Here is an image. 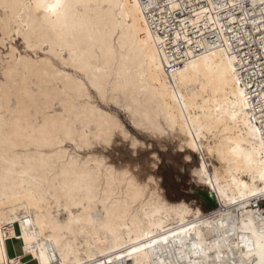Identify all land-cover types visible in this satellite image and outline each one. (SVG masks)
I'll list each match as a JSON object with an SVG mask.
<instances>
[{
    "label": "bare ground",
    "instance_id": "1",
    "mask_svg": "<svg viewBox=\"0 0 264 264\" xmlns=\"http://www.w3.org/2000/svg\"><path fill=\"white\" fill-rule=\"evenodd\" d=\"M7 43L0 264L14 235L37 264H264V64L247 69L264 58V0H0ZM90 87L141 130H179L217 207L68 149L128 134Z\"/></svg>",
    "mask_w": 264,
    "mask_h": 264
},
{
    "label": "rangeland",
    "instance_id": "2",
    "mask_svg": "<svg viewBox=\"0 0 264 264\" xmlns=\"http://www.w3.org/2000/svg\"><path fill=\"white\" fill-rule=\"evenodd\" d=\"M15 43L23 52L22 40H17ZM8 46H10L9 43L0 47V55L1 53L5 55L8 52ZM90 90L93 101L103 109L117 115L128 134L125 135L117 130L109 142L94 139L91 146H84L83 149L68 141L66 143L68 149L70 148L71 151L75 149L83 156L94 154L103 157L104 160L106 159L107 164H113L120 169H129L131 173L138 175L137 177L141 181H151L150 184L161 186L164 196L171 201L185 200L193 206H200L206 213L213 209L207 206L209 203L203 202V196L205 192L209 191V188L201 184L193 174V169L204 165L203 158L199 152L183 146L184 135L179 130L176 131V135L175 133L174 135L172 133L155 135L141 130L131 122L128 113L122 108L110 101L102 102V99L92 87H90ZM133 139L139 140L135 147H133ZM188 154L190 155L189 158ZM157 155L160 157L159 166L151 169L152 175H150L149 180H142L140 177L144 172V165L148 163L151 156ZM209 162L219 165L214 157L209 158ZM151 177L152 179H150ZM8 251L10 256L20 254L19 241L8 242ZM31 264H37V262L32 261Z\"/></svg>",
    "mask_w": 264,
    "mask_h": 264
},
{
    "label": "built area",
    "instance_id": "3",
    "mask_svg": "<svg viewBox=\"0 0 264 264\" xmlns=\"http://www.w3.org/2000/svg\"><path fill=\"white\" fill-rule=\"evenodd\" d=\"M217 1L220 2L221 0H217ZM235 25H237V24H235ZM219 33H221V31L219 29L212 28L211 29V34L207 38L209 40L211 38H216V39H220L221 40V38L219 36ZM241 48L244 49L243 47H241ZM250 56H251V58L247 62L249 64L247 69H249L250 72H251V75L254 76V74L251 71V69H256V71H258V65H263L264 64V58L259 57V56H257L254 53L250 54ZM263 73H264V68H263ZM14 236L7 237V241L10 242V241L17 240ZM11 258L12 259L7 261V264H31V262L33 261V259L31 258L30 255H28V256H23V255L19 256V254H18V255L12 256ZM16 259H18V260H16ZM14 260H16V261H14ZM104 264H109V263H104Z\"/></svg>",
    "mask_w": 264,
    "mask_h": 264
},
{
    "label": "snow or ice",
    "instance_id": "4",
    "mask_svg": "<svg viewBox=\"0 0 264 264\" xmlns=\"http://www.w3.org/2000/svg\"><path fill=\"white\" fill-rule=\"evenodd\" d=\"M58 6H59L58 4L51 5L50 10L54 9ZM133 147H135V145H133ZM146 155H147V153H146ZM159 163H160V157L158 155L157 156H151L148 163L146 165H144V172L140 178L142 180H149L150 175H152L151 169L153 167L159 166ZM261 179L264 180V174L261 175Z\"/></svg>",
    "mask_w": 264,
    "mask_h": 264
},
{
    "label": "water",
    "instance_id": "5",
    "mask_svg": "<svg viewBox=\"0 0 264 264\" xmlns=\"http://www.w3.org/2000/svg\"><path fill=\"white\" fill-rule=\"evenodd\" d=\"M208 193H209V191L208 192H205V194H208ZM203 202L205 203V201H203ZM211 202H212L211 205L206 203L209 208H215V207H217V203H216L215 200H212Z\"/></svg>",
    "mask_w": 264,
    "mask_h": 264
}]
</instances>
